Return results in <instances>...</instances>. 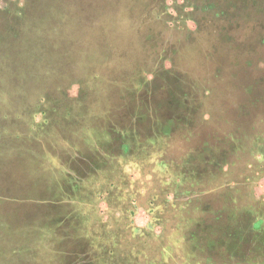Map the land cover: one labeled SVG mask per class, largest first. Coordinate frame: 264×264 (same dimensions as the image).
<instances>
[{
  "label": "rangeland",
  "instance_id": "rangeland-1",
  "mask_svg": "<svg viewBox=\"0 0 264 264\" xmlns=\"http://www.w3.org/2000/svg\"><path fill=\"white\" fill-rule=\"evenodd\" d=\"M8 7L27 14L0 12V264H175L179 253L264 264L259 212L248 237L212 222L205 236L220 240L201 262L182 250L192 223L173 198L208 175L194 158L178 168L195 126L140 108L135 93L151 72L175 89L201 77L195 131L264 203V0H0ZM154 147L175 166L148 168L162 160L140 157Z\"/></svg>",
  "mask_w": 264,
  "mask_h": 264
},
{
  "label": "crops",
  "instance_id": "crops-1",
  "mask_svg": "<svg viewBox=\"0 0 264 264\" xmlns=\"http://www.w3.org/2000/svg\"><path fill=\"white\" fill-rule=\"evenodd\" d=\"M195 23L196 21L194 20V27H196ZM194 39L195 38L192 40L193 42H189L188 44L196 45ZM193 49L196 51L195 46H193ZM149 76V82L145 81L144 84H139L135 90V93H137L138 96L146 98L144 106L141 105L140 108L146 107L152 109L154 110L155 115H160L166 118L175 113H180V116L182 115L187 119V124L190 123L196 128L197 122L201 119V97L203 95V89H205L202 88L201 77L199 76L200 78L197 80V75L193 76V80H196L193 86H187L183 82V84L180 83L179 89H175L170 86L169 76L162 73L153 74V72H151ZM171 91L178 94V96L173 97L170 95ZM179 98L183 100L179 101ZM188 100H191L193 105L188 103ZM195 128L193 127L194 131ZM194 131L191 135L185 136L183 133L181 136L183 137V140H180L183 143V150L178 153V156L183 158V160H181V162L179 161L178 168H190V160L188 161V159L194 158L195 164L193 167L201 168V173H208V175H205L203 178L204 180L200 179L199 182L196 181L194 183V191H189L187 196L184 195L183 197L173 198V200L179 202L183 211L187 212L184 216L185 221H188L190 224L192 223L190 227L192 234H190V237L186 242L181 241V246L185 253H194V258L191 257V260L196 263V259L197 262L203 261V259H201L202 255L200 254L215 251L212 248L219 243L220 239L206 237L208 236L206 233L213 230L214 224H212V222H227L224 225L225 229L220 230L222 232L231 230L232 234H234V230H236L238 233L241 232L240 237H242V234L247 237L248 234L251 236V233L253 235L252 222L261 221V216L257 213L264 214V203L258 201L255 204L254 202H251L247 183L241 180L240 173L237 172V169L234 171L236 173L230 170L232 166L227 163L230 162V160L225 159V156H222L219 151L217 154L215 153V142L214 145L208 144V142L214 141L215 137H212L213 139L208 137L202 138V135L199 134L197 130ZM170 140L172 139L167 140L165 143L167 147H169L172 142ZM152 149L153 150L149 151L144 150L143 152L135 150V156H139L141 152L142 155L140 154V157H162L161 162L153 161L152 158L149 164L146 163L148 168H165L169 166L168 163H170L169 168L175 166L173 162L165 161L163 159V157L169 156V153L166 150L158 152L157 147ZM130 155L133 156L134 154H131L130 152ZM229 171L234 173L235 177L232 180H226L223 178L225 173H229ZM217 176H220L219 181L217 180ZM216 202L218 205L215 207L213 206V203L215 204ZM218 206H220V210L222 211L212 212V208L217 209ZM192 210V213H194L193 215L190 214ZM260 223L263 224V220ZM177 237L178 239L180 238L179 236ZM223 243H227L225 239L223 240ZM198 245L201 247L199 248ZM54 250H56L55 247ZM228 250L229 249H224V251ZM162 251L167 254V256L169 255L168 246L162 248ZM179 252L180 251L178 250V253ZM186 260L187 258L179 253L175 264H185ZM188 260L190 262V257ZM65 264L68 263L65 262Z\"/></svg>",
  "mask_w": 264,
  "mask_h": 264
},
{
  "label": "trees",
  "instance_id": "trees-1",
  "mask_svg": "<svg viewBox=\"0 0 264 264\" xmlns=\"http://www.w3.org/2000/svg\"><path fill=\"white\" fill-rule=\"evenodd\" d=\"M27 9V7H24V8H17L15 11H12L9 7L8 8H5L4 10L2 9V11L0 12H3L5 11L7 14H15V17L18 18V20H21L25 17V15L27 14V11L25 10ZM2 197V196H1ZM1 197H0V200H1ZM4 220V219H2ZM4 226V222L3 221H0V229H2V227ZM83 253V252H81ZM2 256V255H1Z\"/></svg>",
  "mask_w": 264,
  "mask_h": 264
}]
</instances>
